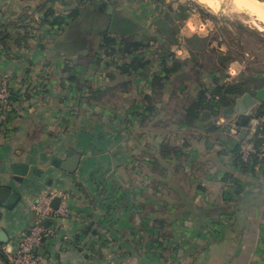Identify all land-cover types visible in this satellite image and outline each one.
Wrapping results in <instances>:
<instances>
[{"label":"crops","instance_id":"0c3cea01","mask_svg":"<svg viewBox=\"0 0 264 264\" xmlns=\"http://www.w3.org/2000/svg\"><path fill=\"white\" fill-rule=\"evenodd\" d=\"M142 2L103 0L90 5L80 0H0V73L11 76L15 94L25 93L22 102L30 110L23 105L21 109L30 115L34 112L22 123L17 112L9 122L0 118V188L19 196L12 210L0 206V232L6 239L5 244L0 243V264H11L8 251L13 255L30 229L33 203L49 194L61 198L59 207L67 213L57 222L48 220L53 228H45L46 240L40 245L47 258L40 257L39 264H264V167L256 173L235 164L236 138L232 137L234 144L221 142L222 132H208L206 123L184 126L180 122L178 112L184 113L181 105L195 96V85H177L171 78L164 86L162 100H156L158 114L142 123L130 112L150 93L148 84L141 77H121L116 69L97 63L101 52H97L100 38L95 35L96 27L87 26L78 16L49 33V11L64 16L79 7L110 5L108 15L118 14L147 26L159 11L148 8L151 0ZM169 5L173 7V0ZM28 21L39 30L36 40ZM200 25L204 28L208 23ZM197 36L208 37L199 31ZM171 50L180 60L190 58L187 50L183 53L176 46ZM227 50L220 49L223 53ZM160 68L154 60L151 71L159 72ZM86 72L104 74L95 80L102 83L94 86V80L83 75ZM111 75L115 79H110ZM70 77L74 83H68ZM202 81L210 82L207 77ZM107 87H116L108 101L121 92L117 124H128L129 132L136 131L134 125L140 129L155 120L172 121L175 132L204 138L193 139L196 144L191 145L181 135L179 144L175 138L172 142L171 133L166 142L173 145V160L161 158L159 137L151 143L152 155L145 153V158L135 161V147L117 143L116 133L112 134L116 124L92 122L90 112L99 105L79 94ZM76 123H84L87 129L72 128ZM134 134L139 139L143 133ZM143 143L138 140L136 146L141 148ZM116 145H120L118 150ZM70 149L80 156L78 169L72 174L50 164L52 158L65 160ZM17 164L29 166L22 182L13 178L11 167ZM161 188L169 189L173 198L161 199ZM156 219L170 222L163 246L151 240L157 231L152 226Z\"/></svg>","mask_w":264,"mask_h":264},{"label":"trees","instance_id":"16d2710c","mask_svg":"<svg viewBox=\"0 0 264 264\" xmlns=\"http://www.w3.org/2000/svg\"><path fill=\"white\" fill-rule=\"evenodd\" d=\"M151 2L156 4L159 15L147 26L135 23L118 14L108 15L106 7H79L64 16H57L49 11L47 14L49 33L53 32L54 27L60 30L62 24L78 16L87 23V26L96 27L95 35L100 38L97 52H101L98 54L97 63L102 64L106 69H116L121 77H141L148 84L150 93L145 94L140 106L134 107L130 112V116L140 119L142 123L151 121L158 114L157 105L159 103L156 100H162L164 86L171 81V78L177 85L194 84L197 92L194 97L187 98L181 105L180 109L184 113L178 112L180 122L184 126H193L199 122L206 123V130L214 133L217 128L214 127L213 119L223 115V111L232 107L238 97L245 93L255 94L259 89L264 88V78L259 77L258 74L252 76L241 73L234 83L223 86L220 81H223L228 65L235 60V56H232L229 51L223 53L212 48L210 37L203 38L197 35L183 39L179 37L183 22L190 16L191 7L183 4L172 7L165 3V0H151ZM94 4L97 3L90 2V5ZM117 16L120 18L118 19ZM203 18L214 20L211 15L206 14ZM222 30L225 31V29ZM173 46H182L187 50L190 58L185 61L176 58L174 51L171 50ZM154 60L161 67L159 72L151 71ZM109 77L112 80L115 79V76ZM203 77H207L210 82H203ZM67 81L74 83L75 79L70 77ZM88 92H90V101L96 102L100 101L103 96L115 95L116 87L96 91L89 89ZM12 94L15 92L12 91ZM213 95H218L219 99L215 100ZM18 97V94H15V98ZM261 109L263 112L257 110V113L264 116L263 100ZM137 111L140 113L138 114ZM238 125L240 126L239 122ZM258 144L257 141L256 145ZM159 145L161 158L173 160V145L169 142H161ZM233 155L235 164L245 169L253 170L254 164L257 163L256 156L253 157L251 165L242 163L238 144ZM152 226L157 231L151 240L163 246L166 243L165 239H168L170 222L165 219H156Z\"/></svg>","mask_w":264,"mask_h":264},{"label":"rangeland","instance_id":"374dc122","mask_svg":"<svg viewBox=\"0 0 264 264\" xmlns=\"http://www.w3.org/2000/svg\"><path fill=\"white\" fill-rule=\"evenodd\" d=\"M142 1V0H141ZM179 4H183L187 7H191L190 9V16L189 18L186 20L188 21L189 19H195L196 21V25H200L201 23L207 22L208 26L204 27V32L199 31L200 27L198 26L197 31L193 32L190 29H188L186 27V21L183 22V26L180 29L179 32V37L180 38H188L191 37L193 35H197V32H201V34H207L208 37H210V39H212L213 44L212 48L215 49H228L227 51H229V53H231L232 56H235V60L234 61H239L240 63H242L244 65L245 70L243 69V73H247L248 75H252L254 76L255 74H258L259 77L264 78V32L258 31L253 24L251 23L250 19L248 18V16L246 14H238V13H234L231 11L229 4L226 3L225 1L221 0V11L218 13H213L210 9H208L207 7H205L204 5L198 3L196 0H173V7L178 6ZM120 9L122 7H119ZM125 15L127 14V11H125L124 13ZM123 14V15H124ZM211 15L214 20H211L209 18L204 19L203 15ZM200 21V22H199ZM93 21H91L92 23ZM90 23V24H91ZM241 27V28H239ZM221 29H225V31H221ZM196 33V34H195ZM182 41H180L181 43ZM219 44V46L217 45ZM217 47V48H216ZM178 49L182 50L183 53H185V50L182 46H179ZM176 55V54H175ZM188 55V54H187ZM179 58L181 56H178ZM229 67V65H228ZM250 69V70H249ZM228 70V68H227ZM226 70V71H227ZM86 79L88 80H94L93 85H99V83L102 82H97L98 84H96L95 80L98 79L99 77L103 78L104 74L101 73H94V72H89L86 74ZM82 75V76H83ZM103 76V77H102ZM87 81V80H86ZM90 82V81H88ZM87 82V84H89ZM79 94H82V98L84 95H86V97H84L83 99H86V101H90V92L87 93H83L81 91V93L79 92ZM252 94V92H251ZM22 95L24 96L25 93L22 92ZM21 95H19L20 97ZM22 98V97H20ZM109 96H103L102 99L99 101L97 100L96 102L91 100L90 103H98V108L94 111V112H90L91 116V121L101 125L102 122L104 121H108L111 125L116 124V127L113 128L112 134L116 133V141L117 143H123L124 146L126 147V144H128L130 147H135L133 148L135 151L133 152V159L136 161L141 160L143 158H145L144 156L146 155H152V151H153V145L151 144L152 142H158L160 139L159 137H161V142H166V139H169L171 137V133H173V140L174 138L176 141L179 142V137L184 138L185 140L188 139L186 142H188V144L191 143V145H195V140L197 138H204L201 136H197L195 135L193 137V135L190 136H185L183 135V133H179V132H175L176 130L174 129L175 122L172 123V121H166L165 123H159V121L155 120V122H153L152 124H148V126L144 127V128H140L137 129L136 125H134L133 132H129L127 129L128 128V124L125 125H121V124H117V114L119 111L122 110L121 106H122V98H121V92L119 94H117V96L113 99L108 101ZM23 101V100H22ZM21 101V106H25L28 105L26 104V102H22ZM264 101V98H263ZM24 103V104H23ZM20 105L18 104V108L15 109L14 111L19 113V120L20 122L22 120H24L26 117L29 116H34V112L30 115V113H26L25 110H22ZM26 108H28V110H30L29 106H25ZM100 107L103 109H108L109 112H101ZM19 109V110H18ZM168 109V108H167ZM79 111V110H78ZM77 111V112H78ZM172 111V110H171ZM14 113V112H13ZM27 114V115H26ZM12 113H10V115H8L6 118V122L10 120ZM79 115V118H82V111ZM89 115V114H87ZM113 115V116H111ZM119 115V114H118ZM223 120L222 124H217L216 120L219 119ZM113 120V121H112ZM239 122V116L238 115H233V116H226V115H221L220 117H218L217 119H213V124L214 127L217 128V132H222V136L223 139L221 140V142H228V143H235L234 138H236L237 140L240 139V131L242 129L241 126L238 125ZM22 123V122H21ZM79 127H81V129L83 130V127H85L87 129V126L84 125V123H76L72 126V128L74 129H78ZM34 126L32 125V130H33ZM125 129V130H124ZM220 129V130H219ZM45 133L47 132V129L44 131ZM65 132V131H64ZM114 132V133H113ZM134 132H142L143 134L138 136L139 139L136 138L137 134H134ZM191 132V131H190ZM194 133H201L200 131H196L195 129H193ZM119 133V134H117ZM179 133V134H176ZM64 134H67V132H65ZM81 135L82 132H81ZM156 135V137H158L157 139H153V137ZM178 135V137H176ZM129 137H133L132 140H130ZM234 137V138H232ZM128 139V140H127ZM195 139V140H193ZM138 140H143V144L141 148H139V145H137ZM127 141H129L127 143ZM132 141V142H130ZM114 143V141H113ZM180 144V142H179ZM121 145V144H120ZM119 146H115L114 149L116 148V150H118L120 148ZM113 146V144H112ZM112 146H110L109 149L112 148ZM113 152V151H112ZM146 153V155H145ZM132 154V153H131ZM113 158V157H112ZM172 162V161H171ZM139 164V163H138ZM163 165V164H162ZM164 167H166L165 165H163ZM170 167H168V171ZM148 173V171L146 172V174ZM156 174V173H155ZM150 174H147L146 176H149ZM157 179L160 180V176L158 174H156ZM130 178L132 176V173L129 174ZM161 181H168L169 184L171 183L173 185V180L171 178H167L166 181L165 180H161ZM161 199H165V198H173V193H171V191H169V189L167 188H161L160 191V196ZM39 199V198H38ZM37 199V200H38ZM36 200V201H37ZM35 201V202H36ZM34 202V203H35ZM33 203V204H34ZM66 213L67 210L65 208H63ZM150 209L147 208V212ZM53 221L57 222L59 221L58 219H52Z\"/></svg>","mask_w":264,"mask_h":264},{"label":"built area","instance_id":"2783aa9c","mask_svg":"<svg viewBox=\"0 0 264 264\" xmlns=\"http://www.w3.org/2000/svg\"><path fill=\"white\" fill-rule=\"evenodd\" d=\"M82 4H90V2H102L103 0H80ZM149 2V0H148ZM172 0H165V3L170 4ZM141 1V5H142ZM145 4L146 1H145ZM148 8L152 12L157 13L159 10L154 2L148 3ZM153 16V13H152ZM150 16V17H152ZM29 22V21H28ZM30 27L32 30V38L36 40L39 38V30L32 27V22ZM236 68V74L233 75L229 72L230 67ZM244 65L239 61H232L229 64L228 70L226 71V76L224 77L222 84L223 86L231 85L236 81L239 75L243 73ZM13 85L11 76L6 73H0V118L6 119L10 113L15 112L14 110L18 108V104H21L23 100L22 92L18 93V101L15 103L12 100V97H15V94H12ZM215 100L219 99L218 95H213ZM21 107V105H20ZM220 117V116H219ZM217 124H222L223 120L220 118L216 120ZM257 141L259 142L258 146L256 145ZM239 153L241 156L242 163L251 165L253 157L256 156L257 163L253 166V171L258 173L264 167V116L257 113V109L252 110L249 113L248 123L246 126L245 134L238 141ZM55 194H49L41 196L32 206V212L34 215V220L32 227L30 228L29 235H26L22 238L18 245L17 250L13 255H9L8 251V261L11 264H39L41 258L35 255L33 250L41 245V239L46 235V229L43 226L44 221L59 219L66 215V211L62 207H58L57 210H54L51 207V201L55 197Z\"/></svg>","mask_w":264,"mask_h":264},{"label":"water","instance_id":"95a60500","mask_svg":"<svg viewBox=\"0 0 264 264\" xmlns=\"http://www.w3.org/2000/svg\"><path fill=\"white\" fill-rule=\"evenodd\" d=\"M111 12H112V7L108 5L106 7V13L111 14ZM263 98H264V88L259 89L255 94L245 93L241 97H238L235 100L234 105L232 107H228L223 111V115L226 116H233V115L239 116V124L242 127L240 131V138H242L245 134L249 113L254 109L263 112V109H261ZM12 100L15 101L16 98L12 97ZM79 161H80V156L74 154L73 151L70 149L67 152V158L65 160H62L60 158H52L50 164L53 167L58 168L65 173L72 174L77 171L79 166ZM11 170L14 174L13 178L18 182H22V179L27 176V173L29 171V166L27 164H17L12 166ZM18 201H19V196L16 193L11 192V190L8 188H4V187L0 188V206H3L7 210H12ZM60 202H61L60 197H54L51 201V207L54 210H57ZM0 218H1V214H0ZM43 226L49 230H52L53 222L44 221ZM29 232L30 229L27 230L26 235H29ZM45 240L46 238L43 237L41 239V244H43ZM0 243L2 244L6 243V239L3 237L2 231L0 232ZM33 252L38 257L46 256L45 255L46 251L41 246L35 248Z\"/></svg>","mask_w":264,"mask_h":264},{"label":"bare ground","instance_id":"6f19581e","mask_svg":"<svg viewBox=\"0 0 264 264\" xmlns=\"http://www.w3.org/2000/svg\"><path fill=\"white\" fill-rule=\"evenodd\" d=\"M198 3L201 4L200 0H196ZM229 4V7L232 12L238 14H246L250 19L253 26L261 32H264V22H261L256 13H264V0H244L242 2L243 9L242 10H233L235 7L234 0H223ZM255 22V24L253 23ZM258 25V26H256Z\"/></svg>","mask_w":264,"mask_h":264},{"label":"clouds","instance_id":"9594fccd","mask_svg":"<svg viewBox=\"0 0 264 264\" xmlns=\"http://www.w3.org/2000/svg\"><path fill=\"white\" fill-rule=\"evenodd\" d=\"M200 2L202 5H204L208 9H210L213 13H218L221 11V0H200ZM234 4H235V7L233 9L234 11L243 9V4H242L241 0H234ZM256 15L261 22H264V13H256ZM253 23L255 24V22H253ZM256 26H258V25H256ZM186 27L193 32L197 31L195 19H189L188 21H186ZM199 31H201V32L204 31L202 26L199 28ZM229 72L231 74L235 75L236 74V68L234 66L230 67Z\"/></svg>","mask_w":264,"mask_h":264},{"label":"snow or ice","instance_id":"6c2138e0","mask_svg":"<svg viewBox=\"0 0 264 264\" xmlns=\"http://www.w3.org/2000/svg\"><path fill=\"white\" fill-rule=\"evenodd\" d=\"M241 2H244V0H241Z\"/></svg>","mask_w":264,"mask_h":264}]
</instances>
